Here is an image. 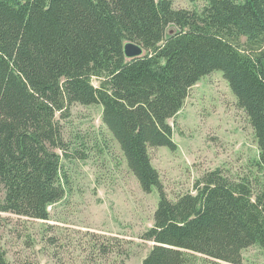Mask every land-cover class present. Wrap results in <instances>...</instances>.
Returning <instances> with one entry per match:
<instances>
[{
    "label": "trees",
    "instance_id": "trees-1",
    "mask_svg": "<svg viewBox=\"0 0 264 264\" xmlns=\"http://www.w3.org/2000/svg\"><path fill=\"white\" fill-rule=\"evenodd\" d=\"M127 40L144 54L127 58ZM217 69L247 113L264 172V0H207L200 9L172 0H0V211L50 217L68 190L62 159L73 156L61 119L73 103H100L142 188L159 193L142 264H194L198 253L243 264L246 247H264V181L256 189L216 167L195 192L172 199L149 150L176 148L169 118ZM0 264H15L1 243Z\"/></svg>",
    "mask_w": 264,
    "mask_h": 264
},
{
    "label": "rangeland",
    "instance_id": "rangeland-1",
    "mask_svg": "<svg viewBox=\"0 0 264 264\" xmlns=\"http://www.w3.org/2000/svg\"><path fill=\"white\" fill-rule=\"evenodd\" d=\"M172 1L176 8L199 9L207 2ZM93 83L99 86L100 79L93 77ZM102 109L100 103L76 102L61 119L73 156L62 159L68 190L49 206L50 217L0 211V243L12 263L142 264L153 246L142 234L154 222L159 193L142 188L103 123ZM169 122L176 148L160 145L149 150L170 198L195 192V182L216 167L232 179L250 177L256 189L257 181H264L254 129L222 70L203 75ZM4 193L0 185V198ZM196 257L194 264H234L202 253ZM243 257V264H264V247L250 245Z\"/></svg>",
    "mask_w": 264,
    "mask_h": 264
},
{
    "label": "water",
    "instance_id": "water-1",
    "mask_svg": "<svg viewBox=\"0 0 264 264\" xmlns=\"http://www.w3.org/2000/svg\"><path fill=\"white\" fill-rule=\"evenodd\" d=\"M144 47L136 41L127 40L124 43V53L127 58H133L144 54Z\"/></svg>",
    "mask_w": 264,
    "mask_h": 264
}]
</instances>
